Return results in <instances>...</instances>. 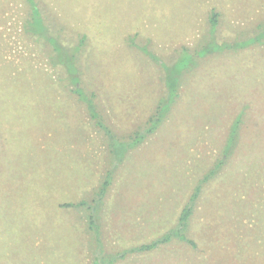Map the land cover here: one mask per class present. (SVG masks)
Segmentation results:
<instances>
[{
    "label": "rangeland",
    "instance_id": "374dc122",
    "mask_svg": "<svg viewBox=\"0 0 264 264\" xmlns=\"http://www.w3.org/2000/svg\"><path fill=\"white\" fill-rule=\"evenodd\" d=\"M34 1L32 21L26 0H0V264H264V45L197 58L159 129L125 148L168 99L163 62L254 37L264 0ZM222 159L191 217L195 247L117 257L173 229ZM108 175L96 235L94 210L64 205L94 204Z\"/></svg>",
    "mask_w": 264,
    "mask_h": 264
},
{
    "label": "trees",
    "instance_id": "16d2710c",
    "mask_svg": "<svg viewBox=\"0 0 264 264\" xmlns=\"http://www.w3.org/2000/svg\"><path fill=\"white\" fill-rule=\"evenodd\" d=\"M26 1L29 4L30 13H31L30 16L32 19L33 12H36V14L38 13L37 9H34V7L36 8V2L34 0H26ZM36 19L39 20L38 16L35 17V20ZM33 20L34 19H32V21ZM210 21H211L212 31L214 32L218 28V25H219V13L213 12ZM257 31L258 33L254 37L246 38L244 40L238 37L235 39V41H227V42H223L220 44V43L215 42L212 39L210 40V42L207 41L204 46H201L199 49H196V50H189L187 48H184L182 51V54H183L182 56H184L185 59L180 58L179 60L175 62L176 64H174L173 66H169L165 62H163L164 71L161 72L162 81L164 82V86L167 90L168 99L166 100V97H164V99L161 98L154 112L151 114V116L149 117L147 121V127L142 132H138V131L134 132L133 136L131 137V141L126 142L125 148L127 147V145H130V147L141 145L147 139V137H149L150 135H153L159 129V127L164 122V120H166L168 114L171 112L178 97L180 96V93H179L180 83H181L180 78L183 75V71L186 68L191 69V68H194L196 65H198V61L196 60L197 58L200 59L202 57L207 56L208 54H212L215 52H226V51L239 52L240 50L247 49L251 45H255V44L264 45V22L260 23L257 26ZM240 36L244 37V35H240ZM83 42L80 41L81 47L83 45ZM80 45L76 47H80ZM78 51H79V48L78 49L75 48L74 51L69 54L77 55ZM154 62L158 64L161 63L160 61L157 60V58L154 59ZM193 64L195 66L191 67ZM64 68L66 69L65 63H64ZM67 73L71 75L70 80L73 78L71 82L72 84L76 86L75 89L73 90V93H75L79 97L80 101H82L83 103H86L90 117L96 120L95 125H97L101 130H103V132L107 134V136H111V132L109 131V129L105 126L102 120H100L99 114L97 112V107L93 99L94 95L89 97L88 95L84 93L83 89L78 87L79 78L72 77V73H74L75 75V72L71 68L69 69L68 67ZM242 117H243V114H240V116H238V118L236 119L233 125V128L230 133V137L228 139L227 149L234 146L237 141L238 128H239L240 122L242 121ZM227 153L225 154L227 155ZM223 162L224 160L222 159L219 163H217L215 168L211 170L205 176V178L201 181V184L197 186V188L195 189L190 199L189 204L182 211L179 217V221L173 229H171L169 232L159 237L158 239L150 243L128 249L118 254L117 257H119L120 259H124L127 256L132 255V254L152 252L163 245L172 243L174 240L185 242L188 245L195 247L196 243L192 239H190L187 234L189 227H190L191 217L194 214L195 204L200 196V193L202 192L203 185L205 183H208L213 177H216L219 174L224 164ZM109 175L111 176V173H109ZM109 175L107 176V179L103 182L101 188L99 189V192L97 193L98 198L94 199V204L81 201L79 203H72V204L64 205L66 207H76L77 209L87 207L91 210H94V212H91L90 214V229L93 232H95L96 235H98V232H97L98 225L96 223L97 221L96 213H97V210L100 209L101 207L100 205L103 201V198H105L108 192V189L110 187L111 178ZM109 262L113 263L114 260H110ZM105 263L106 262L104 261V259L102 260L100 258H97L94 261V264H105Z\"/></svg>",
    "mask_w": 264,
    "mask_h": 264
}]
</instances>
